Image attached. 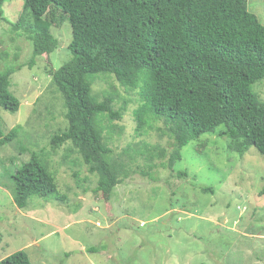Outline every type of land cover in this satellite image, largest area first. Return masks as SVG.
<instances>
[{
	"label": "rangeland",
	"instance_id": "rangeland-1",
	"mask_svg": "<svg viewBox=\"0 0 264 264\" xmlns=\"http://www.w3.org/2000/svg\"><path fill=\"white\" fill-rule=\"evenodd\" d=\"M24 1L5 0L0 14V72L15 69L8 91L20 102L15 113L0 107L5 133L20 126L0 147V260L23 250L32 264H264V158L254 147L242 157L229 152L218 134L222 126L185 145L168 169L174 141L160 131L163 122L137 134L138 89L101 73L93 91L114 95V110L125 106L114 121L122 134L109 145L126 163L127 178L105 200L70 142L51 147L50 138L67 121L49 71L71 59L72 30L68 21L51 25L56 50L30 66L32 42L13 29ZM248 10L264 24V0H248ZM251 91L264 101V78ZM137 148L143 156L130 155ZM36 152L46 158L65 200L33 196L19 209L10 177Z\"/></svg>",
	"mask_w": 264,
	"mask_h": 264
},
{
	"label": "trees",
	"instance_id": "trees-1",
	"mask_svg": "<svg viewBox=\"0 0 264 264\" xmlns=\"http://www.w3.org/2000/svg\"><path fill=\"white\" fill-rule=\"evenodd\" d=\"M65 21L72 30V57L49 75L63 99L67 127L50 144L53 149L72 144L70 152L98 178L95 191L105 200L129 169L109 145L114 135L122 134L114 121L122 119L125 106L114 110V95L93 91L101 73L138 89L137 134L148 123L163 122L160 131L174 141L168 169L181 160L185 145L219 126L229 152L242 157L254 147L264 158V101L251 91L264 78V24L248 10V0H25L13 29H21L32 42L30 66L36 57L56 50L50 27ZM14 71L0 72V107L11 113L20 106L8 91ZM19 127L7 133L0 127V147L15 138ZM133 152L143 156L138 148ZM39 153L10 177L19 209L27 208L33 196L65 200L55 173ZM0 264L32 263L21 250Z\"/></svg>",
	"mask_w": 264,
	"mask_h": 264
}]
</instances>
